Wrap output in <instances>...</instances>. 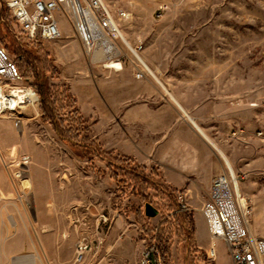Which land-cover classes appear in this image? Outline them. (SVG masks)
<instances>
[{
  "label": "rangeland",
  "instance_id": "obj_1",
  "mask_svg": "<svg viewBox=\"0 0 264 264\" xmlns=\"http://www.w3.org/2000/svg\"><path fill=\"white\" fill-rule=\"evenodd\" d=\"M103 1L112 11L126 12L120 31L160 81L176 82L174 91L189 103L211 104L205 117L221 115L225 131L264 130V0ZM161 3L167 9L158 16ZM58 21L60 39L28 41L14 31L0 0V45L19 66L22 83L35 89L45 83L52 100L70 97L64 98L63 109L57 104L50 121L42 117L40 103L24 114L21 127L0 118V184L6 186L0 190V264H18L27 256L29 264H50L42 230L45 244L55 246L64 263L71 256L65 264H138L151 242L161 264H232L224 242L216 243L211 258L207 231H197L190 206L202 208L204 201L189 199V211L179 212L178 192L163 183L156 168L133 160L128 166L144 181L128 171L117 179L100 156L90 157L83 137L102 136V122L93 124L107 113L104 87L137 80L133 65L139 59L123 42L119 71L94 64L66 19L59 15ZM141 80L156 81L149 74ZM76 110L83 125L69 120ZM243 135L225 136L224 142L242 156L252 154L245 172L235 174L241 201L252 207L249 230L264 238V138L254 136L261 143L257 146L253 140L244 143ZM16 170L24 172V181L12 178ZM147 205L155 217L145 214ZM80 208L86 215H76ZM82 239L91 247L76 262ZM158 241L167 252L164 261Z\"/></svg>",
  "mask_w": 264,
  "mask_h": 264
},
{
  "label": "built area",
  "instance_id": "obj_2",
  "mask_svg": "<svg viewBox=\"0 0 264 264\" xmlns=\"http://www.w3.org/2000/svg\"><path fill=\"white\" fill-rule=\"evenodd\" d=\"M10 13L14 31L28 41H54L62 37L58 16H63L70 25L74 35L80 40L84 53L90 62L100 64L103 68H116L110 65L117 61L122 68L125 54L121 49L123 39L120 35V21L126 18L123 9L112 11L103 0H1ZM167 9L166 3L158 7V16ZM95 32H98L95 34ZM99 34L103 35L100 36ZM107 44L101 48L100 42ZM124 44V43H123ZM104 45V43H103ZM125 45V44H124ZM103 60L97 59V51H108ZM105 54V53H104ZM134 64V78L144 79L150 72L138 60ZM40 103L36 89L30 84L22 83V75L15 60L6 48L0 45V118L11 119L15 127H21L24 114ZM244 133L241 127L232 131L236 137ZM254 135L264 138V130H256ZM28 158H24V163ZM6 167V166H5ZM23 171L16 170L12 178L24 180ZM11 178V179H12ZM238 177L226 166L214 174L211 180L209 196L201 212L204 217L210 239V257L216 255V243L226 244L232 264H264V238L249 230V217L252 207L241 201L237 192ZM179 212L189 211L186 194L178 192L176 196ZM90 242L82 239L76 245V262L83 259V254L90 250ZM138 264H161L160 254L154 242L142 249Z\"/></svg>",
  "mask_w": 264,
  "mask_h": 264
},
{
  "label": "crops",
  "instance_id": "obj_3",
  "mask_svg": "<svg viewBox=\"0 0 264 264\" xmlns=\"http://www.w3.org/2000/svg\"><path fill=\"white\" fill-rule=\"evenodd\" d=\"M175 83L162 82L163 86L154 80H116L106 84L104 104L107 113L102 120H94L93 124L96 127L102 122L103 133L102 136L94 133L93 139L102 142L105 151L129 157L146 168H156L163 183L177 192H185L187 200L205 203L212 177L227 166L224 157L235 174V171L245 172L253 160L250 159L252 154L245 157L236 147L226 146L224 137H229L236 127L225 131L221 115L205 117V112L212 105L189 103L185 94L179 95L174 91ZM254 133L255 130L244 128L242 139L246 144L253 140L260 146L261 143L253 139ZM260 174L264 177L263 172ZM5 189L6 186L0 184V190ZM193 195L198 197L193 198ZM201 209L190 206L193 216H197V231L200 229L204 234L207 228ZM74 211L76 215H86L81 208ZM44 232L42 230L43 236ZM42 235L50 264L71 263V256L64 263L55 246L52 248L53 245L45 244ZM48 247L52 248L51 253ZM28 257L20 258L17 263L29 264Z\"/></svg>",
  "mask_w": 264,
  "mask_h": 264
},
{
  "label": "trees",
  "instance_id": "obj_4",
  "mask_svg": "<svg viewBox=\"0 0 264 264\" xmlns=\"http://www.w3.org/2000/svg\"><path fill=\"white\" fill-rule=\"evenodd\" d=\"M19 68V66H18ZM37 92L41 98V102H40V109L42 112V117L45 120H49L53 117V115H57V104H59L58 109H63L64 108V98L66 99H70L68 94H63V96H59V98L57 99H53L50 96V91L49 88L47 87V85L45 83L42 84H37L35 85ZM73 106V105H72ZM77 114L75 119H69L72 121L74 120V124L72 125H83V121L81 120L80 115L78 114V111L76 110L75 112ZM83 141L85 142V150L89 153L90 157H96L100 156V159L103 161H106L107 163V168L111 174V176L113 175L115 178L118 177L117 179H121L123 177V174L127 173H131L133 175V177L136 179H139L141 181H144L143 177H140L139 174L137 172H135V168L128 166L129 164L132 165V163L134 162L133 159L126 157V156H118L113 154L112 152L109 151H105L103 150L99 144L98 141L90 138L88 136H84L83 137ZM136 166V165H135ZM138 167V166H136ZM144 168V167H141ZM127 175V174H126ZM147 230V228H145V231ZM157 238V237H156ZM158 239V238H157ZM161 241H158V247L159 250L161 252V255L163 256V261H164V256L166 255V251L163 249L164 247H162V244L160 243ZM160 243V244H159Z\"/></svg>",
  "mask_w": 264,
  "mask_h": 264
},
{
  "label": "bare ground",
  "instance_id": "obj_5",
  "mask_svg": "<svg viewBox=\"0 0 264 264\" xmlns=\"http://www.w3.org/2000/svg\"><path fill=\"white\" fill-rule=\"evenodd\" d=\"M98 32H95V34H97ZM100 36H103V35H101V34H99ZM120 35H121V37H122V39H123V42H124V44L129 48V50L131 51V53L136 57V58H138L142 63H144V61L140 58V56L137 54V52L133 49V47L131 46V44L127 41V39L123 36V34L120 32ZM103 43H104V45H103ZM103 43L102 42H100V44H101V48H103V46H104V48H105V46H107V44L105 43V41H103ZM107 52H109V56H112V51H111V49H109L108 51H102L101 53H100V50H98L97 51V59L98 60H103L104 59V57H105V55L107 54ZM105 53V54H104ZM110 65H112V66H114V67H116V68H119L118 66H120V64H119V62H112ZM144 65L146 66V68H147V70L150 72V74L153 76V78L159 83V84H162V82L157 78V76L154 74V72L144 63ZM163 85V84H162ZM164 86V85H163ZM168 91V90H167ZM187 115V114H186ZM188 116V115H187ZM189 117V116H188ZM190 119V118H189ZM224 159H225V161L227 162V166L231 169V166H230V163L228 162V160L224 157ZM232 170V169H231ZM22 181H24V180H22ZM237 192H238V194H239V197L241 198V195H240V190H239V187H238V185H237Z\"/></svg>",
  "mask_w": 264,
  "mask_h": 264
},
{
  "label": "water",
  "instance_id": "obj_6",
  "mask_svg": "<svg viewBox=\"0 0 264 264\" xmlns=\"http://www.w3.org/2000/svg\"><path fill=\"white\" fill-rule=\"evenodd\" d=\"M145 213L147 216H154L157 212L154 209H152L151 206L147 205L145 208Z\"/></svg>",
  "mask_w": 264,
  "mask_h": 264
}]
</instances>
